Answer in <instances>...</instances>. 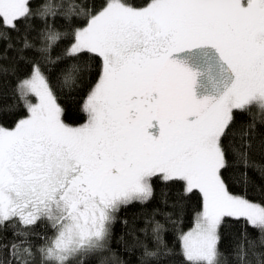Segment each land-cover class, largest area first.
I'll return each mask as SVG.
<instances>
[{
  "label": "snow or ice",
  "instance_id": "1",
  "mask_svg": "<svg viewBox=\"0 0 264 264\" xmlns=\"http://www.w3.org/2000/svg\"><path fill=\"white\" fill-rule=\"evenodd\" d=\"M58 16L69 31L55 27ZM0 42V80L28 63L14 92L38 98L14 127L0 126V232L13 235L0 243V264H108L116 213L149 201L155 180L202 198L195 227L180 236L188 264H228L218 248L226 217L257 232L241 234L238 264H264V206L233 194L223 175L235 166L245 186L249 170L264 179V0H0ZM87 54L101 58L99 79L86 122L72 126L40 61L74 88L91 71ZM239 114L250 119L237 128ZM146 223L155 247L137 240L141 264H167L164 226ZM41 225L53 234L35 245Z\"/></svg>",
  "mask_w": 264,
  "mask_h": 264
},
{
  "label": "trees",
  "instance_id": "2",
  "mask_svg": "<svg viewBox=\"0 0 264 264\" xmlns=\"http://www.w3.org/2000/svg\"><path fill=\"white\" fill-rule=\"evenodd\" d=\"M88 6H97L103 0H82ZM146 0H134V3L140 5ZM43 3V0H31L33 8L38 7ZM53 23V21H49ZM55 27L61 31H69L67 23L59 16L57 17ZM72 23L74 26H82L84 20L79 17H73ZM16 37V33H12ZM36 33H32L35 38ZM72 41L71 35L62 40L57 47L53 49V55L59 54ZM5 45L0 42V50H3ZM14 57L15 53H9ZM29 60L38 59L33 53H26ZM82 60L86 61L90 66L91 71L87 73L76 87H62L58 81V72L55 66L40 61L42 70L46 75L49 86L56 96L57 103L63 108L64 115L62 119L72 126H79L86 122L87 114L82 110L86 95L91 86L99 79L101 58L95 54H87L82 56ZM17 72L15 76H9L6 79L0 80V126L12 128L15 122L29 115L26 102L35 103L36 97L33 94H28L25 99L21 100L15 94L14 89L18 79H23L30 74L31 66L25 62H17ZM5 106H10L9 111L3 110ZM254 114L259 117V112L254 111ZM250 117L247 114H239L236 116L237 128L242 123H247ZM264 131V129H260ZM227 143V141H225ZM232 159L231 154L228 157ZM235 166L229 167L223 172L224 178L229 186L230 191L238 196H244L248 200L264 206V179H262L255 171L249 170L250 183L246 186L238 182V172ZM153 197L145 202H133L127 207H122L116 213V222L113 225V236L109 245L111 251L105 255L108 257V264H141L143 247L140 242L147 243L149 248H154L155 245L150 239L151 224L146 223L148 220L158 221L164 226L162 237L172 255L169 257L167 264H188L181 252L182 233L191 229L197 219V214L202 211V198L198 192L195 194L185 195L181 184L164 183L155 180L153 185ZM166 193V195H165ZM170 214V215H166ZM127 221V224L124 223ZM225 223L221 228V241L218 245L220 251L224 252L228 257V264H238V261L233 256V251L236 244L240 240L241 234L247 231L251 237H255L257 232L249 227L243 218L226 217ZM149 230V238L141 232V229ZM39 237L32 236L30 239L35 245L41 244L43 241L40 237L51 236L53 234L51 228L44 225L36 228ZM13 239L12 230L0 232V243H7ZM6 257L7 253L3 252ZM85 264H92V258H88Z\"/></svg>",
  "mask_w": 264,
  "mask_h": 264
},
{
  "label": "rangeland",
  "instance_id": "3",
  "mask_svg": "<svg viewBox=\"0 0 264 264\" xmlns=\"http://www.w3.org/2000/svg\"><path fill=\"white\" fill-rule=\"evenodd\" d=\"M37 102H38V98L36 97V102H35V103H37ZM258 205H259V204H258ZM195 222H196V221H195ZM194 227H195V223H194V225H193V227H192L191 229L187 230V231L184 232V233H187L188 231L192 230Z\"/></svg>",
  "mask_w": 264,
  "mask_h": 264
}]
</instances>
